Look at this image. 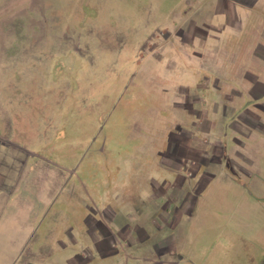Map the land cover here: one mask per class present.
Returning a JSON list of instances; mask_svg holds the SVG:
<instances>
[{
	"label": "rangeland",
	"instance_id": "374dc122",
	"mask_svg": "<svg viewBox=\"0 0 264 264\" xmlns=\"http://www.w3.org/2000/svg\"><path fill=\"white\" fill-rule=\"evenodd\" d=\"M224 1L0 0V264H264L261 111L243 102L242 136L222 108L264 83V0ZM199 54L230 90L205 93L218 135L158 199L195 122L180 93L205 90ZM104 217L146 239L102 259L88 225Z\"/></svg>",
	"mask_w": 264,
	"mask_h": 264
},
{
	"label": "crops",
	"instance_id": "0c3cea01",
	"mask_svg": "<svg viewBox=\"0 0 264 264\" xmlns=\"http://www.w3.org/2000/svg\"><path fill=\"white\" fill-rule=\"evenodd\" d=\"M224 3H226V1L224 0H220ZM226 6V5H225ZM245 6V5H244ZM229 7V6H228ZM223 13L228 14L229 12H225L223 10ZM182 33V32H181ZM178 35H181L180 33H178ZM182 42L184 43V40L182 39ZM200 58H203L204 60L202 61L205 66L200 67V69L207 73L208 75L203 76V82L201 84V87L204 88L205 90L202 92H194L191 93L190 88L186 87L184 89H182V92L180 93V95L182 96V103L178 105L179 108H181L184 111H188L191 112L193 117L195 118V122L192 123V128L188 131L185 130V132H183L181 134V136H177L178 139L176 140H172V144L173 147L170 150V154L168 156H170V159L172 161V163H169V165L171 166H166L167 170L176 175V182L170 187L168 188H160L159 191H161V193H156L157 194V198L158 199H162L164 198V194L168 193V192H172L173 189H176V192H180L181 190L178 189L180 188V186H176L178 183L181 182H185L187 180H190L189 178V174H186L187 169L189 168V166H191L193 163H195V161H190L191 165H186L185 163H183V160H186L185 158L189 159V156L191 158L192 156H197L196 160H204L205 161V157L208 156L209 153H207L206 151H200V150H196L193 147L194 141L197 139L198 134L201 133V135H218L217 133H215L213 130L215 129L214 123H212L209 119V107H212L213 112L215 113V115L218 114L219 109L221 107V105H223L222 100L221 101H213L212 99H206L205 93L206 92H210V90H212L213 94H217L219 96H222V92L227 91L225 84H227L224 80H222V76L218 75L217 67L215 66H209L211 63L210 61L212 57L210 58H205L204 54H199L198 55ZM209 64V65H206ZM254 87H252V89L249 91H247L246 89H243L244 87H239L233 90H228L227 93L230 91V102H234V98H238V101H241V103H239L238 101L236 103L231 104V107L228 108L227 106H222V108L224 109L225 113L232 116L231 117V121H230V126L232 128V130H234V132H236L239 135L244 136V129H246L247 126H253L252 125L255 121V119H253V117L249 116V106L254 107V108H258L261 112H259V116L256 115L257 119L256 121H258V125L259 128H263L264 131V127L262 124V118H264V116L262 114H264V104H260L259 103V98L264 96V83L263 82H259L257 80L254 81ZM195 85V84H194ZM185 87V86H183ZM243 102H246L249 106L246 107L243 105ZM245 104V103H244ZM209 109V110H208ZM263 111V112H262ZM260 121V122H259ZM186 124L189 125V123L186 121ZM190 127V128H191ZM233 127H235V129H233ZM257 127V126H256ZM258 128V129H259ZM243 129V132H242ZM236 142L242 144V146H245V143H243L241 140L235 138ZM217 144L221 145V143L218 141V138H216ZM185 144V145H183ZM180 147L187 149V151H183V149H181ZM181 149V151H179ZM189 155V156H188ZM206 155V156H204ZM241 155V154H240ZM215 157V158H213ZM213 160H217L219 159L216 156H213ZM208 158V157H207ZM180 159V164L177 165V161ZM211 159V158H210ZM209 159V160H210ZM186 162H188L186 160ZM189 162V163H190ZM195 165V164H193ZM197 165V164H196ZM247 174H249V171H247ZM251 174V172H250ZM252 175V174H251ZM193 176V174H192ZM182 179V180H181ZM181 180V181H178ZM164 184V182H163ZM176 187V188H175ZM188 190L190 189V186L187 187ZM178 192V193H179ZM177 194V193H176ZM179 195V194H178ZM184 195V192L181 193V197ZM174 199V198H172ZM187 204L184 206L186 207ZM101 222L104 225L105 228V234L103 235L101 232L102 230L99 228V226H97L96 224ZM114 224V226H113ZM121 224V223H120ZM91 225V227H90ZM89 226V233L92 236V240H93V244L95 245V247L98 249L99 253L101 254V258L102 259H107L110 256H113L115 254H118L119 251L117 249H115V242L118 239H122L124 242L127 240L132 241L133 245H136V241L135 238L133 236V234L135 235L136 239L140 244L143 242V240H145L146 238L142 239V231L140 230V226L138 224L135 225V227L131 228V232H122V229L119 226H115V223H110L107 222L104 219H102V221H99V219H93V221L91 220V224L88 225ZM160 243V242H159ZM162 244V243H160ZM159 244L156 245V250L160 253L161 251L165 250V249H161L159 250L158 247ZM160 264H168L165 261L160 262Z\"/></svg>",
	"mask_w": 264,
	"mask_h": 264
}]
</instances>
